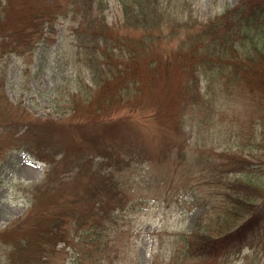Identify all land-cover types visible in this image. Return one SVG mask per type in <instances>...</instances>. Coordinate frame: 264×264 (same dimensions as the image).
Masks as SVG:
<instances>
[{"label": "rangeland", "instance_id": "1", "mask_svg": "<svg viewBox=\"0 0 264 264\" xmlns=\"http://www.w3.org/2000/svg\"><path fill=\"white\" fill-rule=\"evenodd\" d=\"M26 1L38 4L47 2L25 0V7ZM63 1L67 3L69 0ZM123 1L128 0H105L109 25L122 26L125 20L120 10ZM241 1L163 0L162 7L171 9L175 15L166 18L155 28L153 38L147 30H123L127 35L125 38L134 39L140 44H144L143 38L150 35L149 42L144 44V58H149V67L155 66L160 77L155 78L157 89L146 100L147 109L117 112L97 126V129L113 132L111 139L101 147L91 146L79 152V155L85 153L87 159L100 161L103 160L102 155L114 148L130 147L132 150L128 158L133 157V163L126 170L131 181L128 182L127 194L123 193L125 196L117 205L123 213V220L116 227L115 235L111 236L118 240L110 245L111 252L101 255L109 258L107 264H264L263 239L254 241V247L246 246L235 254L203 257L188 251V255H185L186 238L187 235L191 238L192 232L203 230L209 224V231L218 236L251 218L248 205L245 209L241 204H235L238 193L247 195V199L256 205L264 199V173L253 176L255 180L263 181L258 193L242 182L239 172L219 167L232 153L251 156L257 150V147L247 146L246 141L255 142L259 139V132L264 130V105L259 102L261 99L258 96L252 98L244 86L233 92L229 87L224 91L220 81H215L209 88L213 79H207L202 73L195 75L197 79H190L188 75L192 65H196L198 70L212 66L208 62L211 53L209 45L217 57L220 49L216 45L227 41L225 24L215 26L213 21ZM180 19L189 27L186 28ZM80 20L63 9L55 24V37L58 36V40L48 45L39 44L31 54L3 57L0 54V113L14 118L18 114V106H21L33 116L65 119L68 122L65 127L71 129L77 126L78 121L87 120V117L73 114L69 106L65 107L74 85L69 79L71 75H77L80 68L75 55L72 56L70 37V30L76 28ZM176 22H181L185 28H178ZM131 50L135 51L134 48ZM218 67L214 70L220 71ZM143 69L141 73L147 75L150 68ZM214 73L212 71L211 75ZM198 81L204 86V91H201L204 95L200 105L195 107L190 95ZM169 84L172 87L168 92L166 88L170 87ZM182 84L188 88L182 98L183 103L187 104L183 110L178 106L177 96V86ZM232 84L229 81L227 85ZM155 92H162L165 103L161 104L170 102L167 110L170 109L171 112H168L173 116L165 120L166 125L149 118L147 114L154 108H148L151 103L158 102ZM19 135L15 129L5 131L3 124H0V264H23L24 256L30 255L31 248L13 260L11 244L16 239L25 241L27 237L29 243L41 238L52 245L47 242L48 230H43L42 225L40 229L39 222L34 218L37 208L34 200L41 204L46 202L37 188L43 185L48 174H52V186L56 182L58 189L51 192V201L55 204H50L51 213L43 221L45 225L53 224L54 214L65 207H84V199L88 196L86 190L91 186L88 184L90 164L77 175L76 169L58 155L54 145L51 146L54 147L53 155L50 153L51 156H48L54 161L50 164L40 161L35 154L34 157L29 156L16 146H27L37 153V143H44L43 140L38 136L18 139ZM62 135L63 131L59 140ZM53 138L54 135L48 137ZM239 144L241 147L238 146L237 150ZM243 171L251 176L250 171ZM45 189L52 188L48 185ZM234 211L238 214L245 211V215L229 227L226 220H230ZM20 225L21 230L11 235ZM263 225L264 221L258 227L262 230ZM253 235L258 236V229ZM90 250L86 247L78 249L82 264H96L97 255L87 257ZM47 251L48 254L38 253L39 258L27 264H67L75 253L65 242H60L54 248L48 247Z\"/></svg>", "mask_w": 264, "mask_h": 264}, {"label": "trees", "instance_id": "2", "mask_svg": "<svg viewBox=\"0 0 264 264\" xmlns=\"http://www.w3.org/2000/svg\"><path fill=\"white\" fill-rule=\"evenodd\" d=\"M24 1L0 0L1 56L31 54L39 44L48 45L51 41L58 40V36L55 37L57 35L55 24L59 21L63 9L72 12L76 19L81 18L77 27L70 30L72 56L75 55L80 68L78 74L71 75L69 79L74 82V85L70 96L66 99L65 107L69 106L73 114L87 117L88 124L86 121H78L74 129L66 128L68 122L65 119L33 116L21 106H18V114L14 118H8L9 116L0 113V124H3L5 131L10 129L18 131L20 133L18 139L40 137L44 143H37V153L33 148L16 146L23 149L29 156L34 157L33 154H35L40 161L52 163L54 159H49L48 156L53 155L55 147L62 160L76 169L77 175L81 174L80 171L90 164L88 170L91 176L88 178V184L90 183L91 186L86 190L88 196L84 199V207L79 209L65 207L54 214L53 224L45 225L43 221L47 220V216L51 213L50 204H55L51 201V192L58 189L56 182L54 187L52 186V179H50L52 174H48L44 178L43 185L37 188L46 202L41 204L40 201L34 200L37 206L34 218L39 222L40 229L42 225L43 230H48L47 242L52 245L43 242L41 238H36L29 243H27V237L25 241L16 239L11 244L13 248L11 257L15 260V256L21 253L26 254V251L31 248L30 255L24 256L25 261L22 262L27 264L30 260L39 258L38 253L48 254V247L54 248L60 242H65L66 246L75 252L67 264H82V258L78 254V249L81 247L91 249L87 257L97 255L94 261L96 264H107L109 258L101 255L111 252L110 245L118 240L112 239L111 236L115 235L116 227L123 220L121 217L123 213L118 210L117 205L122 200L123 193L127 194L128 182L131 181L128 178L129 171L126 170L133 163V157L128 158L132 150L130 147L120 148V150L114 148L102 155L103 160L100 161L87 159L85 153L79 155V152L91 146L101 147L111 139L113 132L97 129V126L117 112L124 110L138 112L147 109L146 100L157 89L155 83L160 77V72L154 68L155 66L149 67L151 62H148L149 58H144L143 53L144 44L149 42L150 35L149 38H143L144 44H140L139 41L125 38L127 35L123 33V30L133 29L136 32L142 29L154 35L155 28L160 26L163 20L172 18L175 14L171 9L167 10V7H162L163 0H128L123 1L120 7L122 14L125 15L122 26H111L107 21L108 8L105 0H69L67 3L63 0H47L44 4L26 1V7L23 5ZM180 21L186 28L189 27L181 19ZM181 22H176L178 28H185ZM213 24L215 26L225 24L227 41L223 40L221 44L216 45V48L220 49L217 57L214 56L211 44L209 45L208 50L211 53L208 62L212 66L202 67L200 70L196 65L190 66L188 72L190 79H197L195 75L202 73L207 79L214 80L212 84L209 83V88L214 85L215 81H220L223 90L226 91L229 87L231 92L244 86L252 98L258 96L261 99L259 102L264 105L262 100L264 99V0H242L237 6L213 21ZM133 48L135 51L131 50ZM195 54L196 52L193 55ZM141 66L145 69L150 68L146 69L147 75L141 73L144 70ZM217 66L221 68L220 71L214 70ZM212 71L215 72L213 75H211ZM229 81L233 83L232 86L227 85ZM201 84L202 82L198 81L194 92L192 91L190 95L195 107L200 105L199 102L204 95L201 93L204 91V86ZM169 85L170 87L166 88L168 92L172 87V84ZM187 90L184 84L177 86L178 106L181 110L187 107V104L182 101ZM155 93L158 102L151 103L148 108H154L147 114L149 118L166 125L165 120L168 121L173 116L169 114L170 109L167 110L171 106L170 102L161 104L165 103L161 96L162 92ZM8 111H13V109H8ZM70 118L74 117L70 116ZM61 131L64 135L59 140ZM50 135H54V138L48 139ZM258 138L255 142L246 141L247 146L257 147L251 156L238 154V152L232 153L233 155L230 154L232 156L228 157L219 167L230 172H239L242 182L254 192L259 193L263 181L255 180L253 176L264 173L262 170L264 169V130L259 132ZM53 145L54 147H51ZM238 146L240 144L237 145V150ZM243 170L247 173L250 171L251 176L246 175ZM48 185L52 189L44 190ZM46 192H49L47 197H45ZM237 196L235 204H241L245 209L248 205L252 212L251 218L245 219L218 236L209 231L211 229L209 224L203 230L192 232V237L187 235L186 238V256L188 251L203 257L221 253L235 254L241 252L246 246L254 247L256 240H264V225L262 230L258 227L264 221V199L261 204L256 205L243 193H238ZM72 202L75 203V200L72 199ZM233 213L230 220H226L229 227L245 215V211L240 213L242 215L236 211ZM21 225L19 229L13 230L11 235L21 230ZM256 229H258L259 237L253 235ZM200 233L202 234L199 237Z\"/></svg>", "mask_w": 264, "mask_h": 264}]
</instances>
